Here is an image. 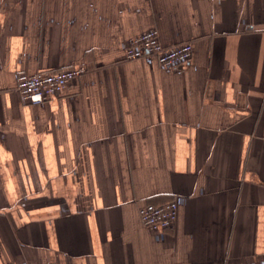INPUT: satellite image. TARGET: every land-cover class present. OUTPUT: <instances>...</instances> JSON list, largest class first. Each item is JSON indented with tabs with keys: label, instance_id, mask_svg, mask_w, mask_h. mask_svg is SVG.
Instances as JSON below:
<instances>
[{
	"label": "crops",
	"instance_id": "obj_1",
	"mask_svg": "<svg viewBox=\"0 0 264 264\" xmlns=\"http://www.w3.org/2000/svg\"><path fill=\"white\" fill-rule=\"evenodd\" d=\"M154 29L190 61L127 59ZM66 69L48 102L16 89ZM263 186L264 0H0V264L258 262Z\"/></svg>",
	"mask_w": 264,
	"mask_h": 264
},
{
	"label": "built area",
	"instance_id": "obj_2",
	"mask_svg": "<svg viewBox=\"0 0 264 264\" xmlns=\"http://www.w3.org/2000/svg\"><path fill=\"white\" fill-rule=\"evenodd\" d=\"M193 54L191 42L166 46L160 39L157 29L135 37L126 51L129 60L155 58L165 68L176 67L190 61ZM85 73V69H66L52 72H38L28 76H18L16 89L22 99L30 104H41L57 97L71 81ZM264 193V186H263ZM179 203L176 200L165 204H146L138 210L144 226L158 235L172 228L178 219ZM249 264H264V260Z\"/></svg>",
	"mask_w": 264,
	"mask_h": 264
}]
</instances>
